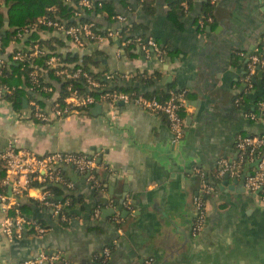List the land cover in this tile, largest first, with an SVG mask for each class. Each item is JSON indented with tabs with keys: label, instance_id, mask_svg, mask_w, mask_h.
Listing matches in <instances>:
<instances>
[{
	"label": "crops",
	"instance_id": "obj_1",
	"mask_svg": "<svg viewBox=\"0 0 264 264\" xmlns=\"http://www.w3.org/2000/svg\"><path fill=\"white\" fill-rule=\"evenodd\" d=\"M107 1L114 3L113 15L125 14L128 25L138 22L147 36L166 46L165 58H147L140 45L125 44L124 36L89 42L80 51L64 34L47 30L40 36L59 38L66 45V50L57 51L63 59L67 53L93 56L96 73L111 72L107 75L112 79L117 74L141 94L163 99L172 89L184 90V136L174 144L164 116L132 103H97L88 113L42 124L30 118V102L35 99L47 109L52 98L41 103L43 96L29 88L33 98H25L18 110L9 99H1L0 153L16 144L37 155L85 154L95 168L81 175L73 165L62 167L64 177L75 184L74 189L63 190L78 201L67 222L41 204L45 188L27 189L20 199L22 211L47 232L27 230L13 240L1 236L0 263L143 264L153 257V264H264V201L246 187L258 160L245 162L241 175L231 173L226 185L225 174L220 173L223 161L231 165L238 161L239 135H264L262 112L259 119L248 115L264 103V68L248 83L247 59L240 54L252 53L264 38L263 1L218 0L213 21L205 29L199 24L205 0L175 10L171 0H155L149 14L138 0ZM0 4L5 6L4 0ZM113 15L104 11L94 20L103 32L122 33L125 25ZM26 40L13 39L0 55V80L12 91L16 86L3 83L2 77L8 78L11 67L19 64L13 53L27 50ZM54 81L50 82L55 85ZM196 168L215 191L208 198L205 230L194 236ZM6 193H11L9 186ZM110 200L117 202L116 208L106 207ZM2 218L0 212V222ZM106 248L111 256L103 262Z\"/></svg>",
	"mask_w": 264,
	"mask_h": 264
},
{
	"label": "built area",
	"instance_id": "obj_2",
	"mask_svg": "<svg viewBox=\"0 0 264 264\" xmlns=\"http://www.w3.org/2000/svg\"><path fill=\"white\" fill-rule=\"evenodd\" d=\"M141 2L144 0H140ZM212 3H217L218 0H211ZM264 3V0H262ZM66 3L73 7L72 18L76 23H69L60 16L52 17L45 14L37 19V22L29 27L19 30L14 39L23 40L25 37L38 28V26H45L60 34H64L70 41L72 47L75 49H83L89 42H103L108 36L118 35L123 37L120 31H101L95 20L90 22L80 23L79 19L86 11H95L97 8H102L104 2L102 0H65ZM184 8L188 9L187 4ZM57 8L49 7L48 13L56 12ZM94 13V12H93ZM96 15V13H94ZM114 21L127 25V16L123 13H117L112 16ZM213 21L212 17L199 19V24L202 28L206 24ZM125 44L134 43L141 46L147 58L153 56L158 59H164L166 51L162 45L154 38L141 36L124 37ZM25 50H18L13 53L14 59L18 62H24L35 56L44 54L38 43L30 44L29 48ZM4 51L2 42L0 41V55ZM247 59V76L246 81L251 83V78L255 75L257 69L264 68V38L260 41L256 49L249 54L244 51L240 53ZM46 65L49 69L54 70L55 75L64 82H68L63 103L58 101V97H54V87L48 85L44 81L45 72L33 62L29 66V77L32 81L31 89L36 91H44L52 93V103L49 108L42 107L37 100L33 99L30 102V118L42 124L50 123L53 120L64 119L73 113H80V108H86L97 103H132L141 110L147 111L155 115L164 116L170 126L173 134V143L178 144L184 136L185 121L182 115L183 109L187 104L186 92L184 90H170L166 98H159L157 96H146L144 94H128L117 91H105L100 96L91 94L90 91L97 89L104 90L105 86L100 80L95 78L86 69L81 66L73 65L64 61V59L57 54L51 55L46 60ZM25 66V64H24ZM2 69L0 67V77ZM111 75H107L106 79H112ZM83 79L88 86V91H80L73 82ZM12 93V89L8 86L2 85L0 80V100L7 98L6 95ZM262 115L264 114V103L260 105ZM252 119H259L256 113L248 114ZM237 148L239 151V158L235 164L222 162L221 175L226 173H234L241 175L242 165L247 161L258 160L257 170L254 174L246 179L247 189L260 200L264 201V135H246L241 134L237 139ZM73 165L79 173H89L95 168L94 160L85 154H70L66 152H54L46 155H37L28 151H24L17 147L16 144H11L3 152L0 153V173L5 172V177L0 181V186L5 185L11 188V193L7 194L5 191L0 192V212L3 218L0 222V237L4 236L9 240L19 239L24 236L27 230L34 231L37 235H43L47 232V228L40 222L27 217L21 208V197L25 191L30 188L32 181H38L42 184L60 183L68 189H74V182L67 180L63 175V166ZM195 174L199 181V189L193 198L196 209V217L192 225V234L194 236L200 235L206 227L208 215V199L215 188L207 181L201 169L196 168ZM94 185L100 186L98 180L94 177ZM70 199H55L53 194L47 190L40 197V202L43 206L51 208L53 212L59 216L63 222L70 220L72 215H69L67 210L70 205ZM117 202L110 200L106 203V207L116 208ZM100 214V209H97L96 215ZM117 222L121 218L115 216ZM111 256V249L106 248L103 251V262ZM154 258L150 257L144 261L143 264H153ZM34 261H25L22 264H35ZM1 264V263H0Z\"/></svg>",
	"mask_w": 264,
	"mask_h": 264
},
{
	"label": "trees",
	"instance_id": "obj_3",
	"mask_svg": "<svg viewBox=\"0 0 264 264\" xmlns=\"http://www.w3.org/2000/svg\"><path fill=\"white\" fill-rule=\"evenodd\" d=\"M102 1L104 2L102 8H97L95 11H86V13L80 17L79 22L85 23L94 20V15H95L94 13L100 14L104 11H107L109 13V16L116 13L113 2L107 0H102ZM4 2H5V6H1L0 4V41L2 42L4 49L14 39V37L17 36L19 30H22L26 27L35 24L37 22V19L45 14H49L52 17L60 16L63 19L67 20L69 23L77 22L72 18L73 7L70 4L66 3L65 0H4ZM185 3L189 4L190 7H192L193 0H171L170 4L172 8L175 10V9H182ZM124 4L125 6H127L125 2ZM138 4L146 14H149L153 12L155 0H144L142 2L138 0ZM217 5H218L217 3H212L211 0H205L202 4V9L199 14V18L200 19L203 18L205 20L208 17L214 18V13H215L214 11L216 10ZM49 7L57 8L56 12H53L51 14L48 13L47 11ZM206 26L207 24L205 25L204 29L206 28ZM47 30L53 31L52 29H48L45 26H38V28L34 30L31 33V35L27 37L26 40V43L29 45L38 43L40 48L43 50L44 54L41 56L33 57L32 61L31 59H29L21 63L19 62L18 65H14L11 67V71H10L11 75L8 78H5L4 76L2 77L3 83L16 86V89L12 91V93L7 94L6 97L12 102L14 108H16L17 110L23 107L25 98L28 97L33 98L32 96H30V91H29V88H31L32 86V81L29 77L30 69L28 65H30L31 62L38 65L45 72L44 81L46 84L52 85L54 87V94L56 93L57 88L59 87L58 95H57L59 102L63 103L64 98L67 96L66 89L68 82H64L61 79H59L55 75L54 70L49 69L46 65V60L53 54L58 55L57 51L59 47H62L63 49L66 50V45L57 37L43 39L40 36V31H47ZM142 30H143V26L138 22H134L132 23V25L131 24L125 25V27L122 29V34L124 37L127 36L128 38L135 36H141L143 38L150 37L147 36ZM157 41L161 44L159 40ZM162 48L166 51V53H168V49L166 46L162 45ZM59 55L62 57L64 56L63 54H59ZM64 61L73 63V65L76 66L83 67L84 69L89 71V73L92 74L95 78H97L102 82V84L105 86L104 90L97 89L95 91L94 90L90 91L91 94L97 97L100 96V94L105 91H114V92L117 91L128 94H134V93L140 94V92L137 91L138 89H136L132 84L122 83L123 81L120 80V78H118L116 73L114 79H106L107 74H110L111 72H107L105 74L96 73L94 69L96 68L97 64L93 61V56L87 54L77 53L73 55L72 53H67L65 55ZM257 73H258V69L255 75H253L252 80L254 77L257 76ZM47 80H49V82ZM51 80H55L54 81L55 85L52 82H50ZM73 83L80 88V91L83 92L88 91V86L83 79L76 80ZM254 86H256L255 83ZM33 93H36V91H33ZM38 93L39 95L43 96V98L39 100L41 103H43L44 99L46 101L47 98H53L52 93H46L44 91H40ZM92 106L93 105L86 108L84 107L80 108V112L88 113L91 111ZM260 108L259 106H257V108L254 110V113H256L258 117L261 114ZM79 174L86 175L88 173H84V174L79 173ZM95 176L97 177L98 173H95ZM4 177H5V172L3 171L0 173V181ZM30 187L45 188L47 191L53 194L55 199L62 198L65 200L69 198L71 201L68 209L66 210L69 215L72 216L74 215L73 210L78 203L77 197L72 193L65 194V191L63 189L66 187L63 184L60 183H58L57 185L55 183L42 184L39 183L38 181H32L30 183ZM198 189H199V182L197 185V191ZM6 190H7V186L5 185L0 186V192L3 191L6 192ZM21 208L23 209L22 205Z\"/></svg>",
	"mask_w": 264,
	"mask_h": 264
},
{
	"label": "water",
	"instance_id": "obj_4",
	"mask_svg": "<svg viewBox=\"0 0 264 264\" xmlns=\"http://www.w3.org/2000/svg\"><path fill=\"white\" fill-rule=\"evenodd\" d=\"M260 34V33H259ZM261 35V34H260ZM260 70H262V68H258V71H260ZM96 106H98V107H100V105H96ZM254 164H258V161H256ZM229 177H230V173H226L225 175H224V180L222 181V184L223 185H226V183H227V181H228V179H229ZM243 179H246V176H244V178ZM221 186V185H220ZM120 208L122 209L123 207L122 206H120ZM114 212V211H113Z\"/></svg>",
	"mask_w": 264,
	"mask_h": 264
}]
</instances>
